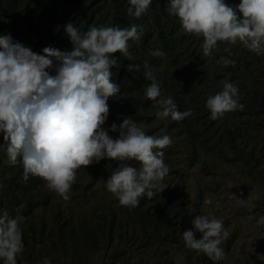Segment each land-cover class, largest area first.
I'll return each mask as SVG.
<instances>
[{
  "label": "clouds",
  "instance_id": "9594fccd",
  "mask_svg": "<svg viewBox=\"0 0 264 264\" xmlns=\"http://www.w3.org/2000/svg\"><path fill=\"white\" fill-rule=\"evenodd\" d=\"M64 3L44 13L33 11L38 4L19 6L0 29V264H20L23 255V217L14 214L22 205L7 208L3 194L16 192L20 178L51 194L43 201L36 189L29 225L35 220L53 235L69 220L107 227L97 215L114 211L94 210L106 199L123 216L172 192L189 207L177 238L149 248L155 234L145 244L140 234L141 257L108 264H176L179 252L184 264H223L219 245L231 235L218 215L225 201L243 205V186H258L253 200L264 205L253 173L236 166L239 138L259 120L264 91L256 87L247 98L236 81H204L211 67L232 69L240 49L262 56L264 0H113L98 19L92 7L58 19L55 7ZM173 122L184 145L168 129ZM86 209L92 221H82Z\"/></svg>",
  "mask_w": 264,
  "mask_h": 264
},
{
  "label": "trees",
  "instance_id": "16d2710c",
  "mask_svg": "<svg viewBox=\"0 0 264 264\" xmlns=\"http://www.w3.org/2000/svg\"><path fill=\"white\" fill-rule=\"evenodd\" d=\"M58 1L60 0H0V29L4 27V20L19 6L38 4L41 7H36L33 11L44 13L47 7ZM71 1L65 0L62 8L55 7L58 19L71 17L75 13H85V8L91 7L97 13L96 19H98L106 12L105 10L114 9L113 0H80L74 5ZM126 4L121 2L122 6ZM20 15L23 13L21 12ZM41 25L50 28L54 23L44 21ZM238 56L240 59L232 69L209 68L204 82L218 77H220L219 82L236 81L244 87L247 98L256 87L259 91H264V53L258 56L249 49H240ZM233 70H240L248 75L235 76L230 73ZM144 108L147 109L148 106ZM259 108L262 110L257 111L259 120L255 121L239 138V142H242L243 157L236 166L244 167L253 173L256 182L261 185V189H264V178L261 174V170H264V103ZM168 129L177 137L180 144H185V137L180 133L176 122L168 125ZM253 155L260 159L258 163L253 161ZM17 174L20 173L13 175ZM32 183L34 187L30 188L28 183L20 178L13 183L17 189L16 192L8 189L3 191L7 198L5 201L7 208H11L15 203L22 205L21 210H14L15 217H23L22 225H19L24 245L20 264H43L45 258L50 261V264H108L114 260H123L122 258L127 254L141 257L139 245L132 239L135 233L141 234V244L148 242V237L155 234L156 241L149 245V248H159L177 238L189 215L187 200H179L172 192L169 195L165 192L164 195L155 196L154 201L148 206L126 212L123 216H116L113 212L98 214L99 220L108 224L107 227L94 223L90 226L75 225L69 220L66 226L58 229L53 235L41 230L35 220L32 225H29L35 208L36 189L41 200L52 201L51 194L42 183L37 185ZM217 205H220L218 201L214 203V206ZM215 210H218V206ZM62 215L60 211L58 217ZM106 216H110V221ZM41 224L44 225V222ZM87 256H91L92 259H88ZM236 262L240 263V260Z\"/></svg>",
  "mask_w": 264,
  "mask_h": 264
},
{
  "label": "rangeland",
  "instance_id": "374dc122",
  "mask_svg": "<svg viewBox=\"0 0 264 264\" xmlns=\"http://www.w3.org/2000/svg\"><path fill=\"white\" fill-rule=\"evenodd\" d=\"M160 124L157 125V129ZM242 180H249V173H246ZM103 185L97 190L103 189ZM258 186L254 189H249L243 186L242 193L246 199L243 205L237 201L226 200L218 215L224 222L228 223L231 229L229 239H225L219 245L224 252L223 264H231L235 258H244L247 264H264V225H257V220L260 216H264V205H259L253 197ZM257 198V197H256ZM109 204H96V212L101 210H113L115 215H122L124 209L114 200L106 199ZM203 209L207 212L208 205L205 204ZM73 211L80 213L79 208H74ZM200 213L204 211L200 209ZM82 221H92L89 214V209L83 211ZM140 234L136 233L133 240L139 244ZM231 238H234L231 244H228ZM185 255L179 252L176 256V264H184ZM186 264H194L192 260L187 261Z\"/></svg>",
  "mask_w": 264,
  "mask_h": 264
}]
</instances>
